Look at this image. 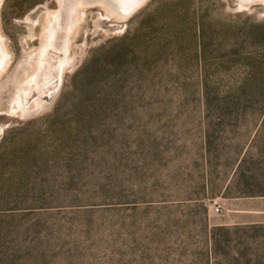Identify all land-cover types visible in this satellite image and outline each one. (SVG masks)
Here are the masks:
<instances>
[{
  "label": "rangeland",
  "instance_id": "obj_1",
  "mask_svg": "<svg viewBox=\"0 0 264 264\" xmlns=\"http://www.w3.org/2000/svg\"><path fill=\"white\" fill-rule=\"evenodd\" d=\"M119 5L0 0V264H264V0Z\"/></svg>",
  "mask_w": 264,
  "mask_h": 264
},
{
  "label": "bare ground",
  "instance_id": "obj_2",
  "mask_svg": "<svg viewBox=\"0 0 264 264\" xmlns=\"http://www.w3.org/2000/svg\"><path fill=\"white\" fill-rule=\"evenodd\" d=\"M131 2L129 3L128 0H118V4H120L119 6H121V8L124 11H127L131 6H133L135 3H137V1L135 0V2L133 0H130ZM131 4V5H130ZM120 8V7H119Z\"/></svg>",
  "mask_w": 264,
  "mask_h": 264
},
{
  "label": "water",
  "instance_id": "obj_3",
  "mask_svg": "<svg viewBox=\"0 0 264 264\" xmlns=\"http://www.w3.org/2000/svg\"><path fill=\"white\" fill-rule=\"evenodd\" d=\"M113 1V3H118V0H112ZM129 1V3L131 2L130 0H128ZM144 0H138L137 1V3H135L133 6H131L127 11H124L123 9H122V11L121 12H129L132 8H134L137 4H140V3H142ZM131 5V4H130Z\"/></svg>",
  "mask_w": 264,
  "mask_h": 264
},
{
  "label": "built area",
  "instance_id": "obj_4",
  "mask_svg": "<svg viewBox=\"0 0 264 264\" xmlns=\"http://www.w3.org/2000/svg\"><path fill=\"white\" fill-rule=\"evenodd\" d=\"M216 211H217V212H219V211H220L219 207H216Z\"/></svg>",
  "mask_w": 264,
  "mask_h": 264
}]
</instances>
